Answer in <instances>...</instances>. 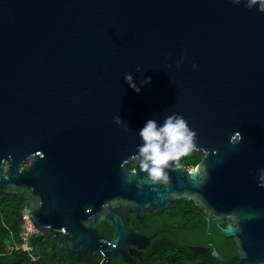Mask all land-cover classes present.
<instances>
[{"label":"water","instance_id":"95a60500","mask_svg":"<svg viewBox=\"0 0 264 264\" xmlns=\"http://www.w3.org/2000/svg\"><path fill=\"white\" fill-rule=\"evenodd\" d=\"M126 72L138 85L151 80L137 93ZM172 112L206 155L154 182L134 156L137 132ZM261 168L264 11L244 0H0V192L27 200L53 248L129 262L130 245L150 238L126 226L128 211L142 217L189 199L237 249L225 257L191 246L196 253L264 264ZM103 221L112 237L99 232Z\"/></svg>","mask_w":264,"mask_h":264},{"label":"trees","instance_id":"16d2710c","mask_svg":"<svg viewBox=\"0 0 264 264\" xmlns=\"http://www.w3.org/2000/svg\"><path fill=\"white\" fill-rule=\"evenodd\" d=\"M27 200L17 193L0 192V264H131L120 258L111 262L100 252L85 259L68 255L52 247L53 239L38 234L32 238V254L10 251V247L22 242L20 229L22 211ZM148 227L151 242L144 248L142 258L135 257L132 264H242L239 261L223 263L196 253L191 246L214 247L225 257L237 253L235 241L226 237L216 226L214 219L208 222L194 201L182 199L173 202L163 213H150ZM101 234L112 235V227L103 222L98 225Z\"/></svg>","mask_w":264,"mask_h":264},{"label":"clouds","instance_id":"9594fccd","mask_svg":"<svg viewBox=\"0 0 264 264\" xmlns=\"http://www.w3.org/2000/svg\"><path fill=\"white\" fill-rule=\"evenodd\" d=\"M231 2L239 4L241 0H231ZM244 4L248 8L255 6L258 10L264 11V0H244ZM183 60L184 55L181 53L180 58L175 61L177 68ZM192 67L195 69L197 64L193 62ZM136 71H141L139 65L136 66ZM124 79L134 91L139 93L140 85L149 83L151 77H145L139 85L134 80L132 72H126ZM113 120L128 131V125L119 114L114 115ZM137 135L140 142L136 146L134 156L139 168L154 182H168L167 169L178 166L180 157L187 155L196 147L195 130L189 126L184 116L177 112L166 115L162 121L155 118L146 119L143 126L138 129ZM241 139L239 130L229 136V141L233 145L239 143ZM258 171L259 175L264 177V168Z\"/></svg>","mask_w":264,"mask_h":264},{"label":"flooded vegetation","instance_id":"af4514ba","mask_svg":"<svg viewBox=\"0 0 264 264\" xmlns=\"http://www.w3.org/2000/svg\"><path fill=\"white\" fill-rule=\"evenodd\" d=\"M205 155L206 154H205L204 149H202L201 147H195L191 152H189L185 156H182L179 159L178 165L180 167H186L188 169H194L198 164H200L202 162ZM134 166H135L134 162H130L127 164V168H129V169H134ZM163 212L157 213V212H153V211H147L144 216L139 217L136 211L130 210V211H128V213L126 215L125 224L127 227H130L131 229H133L136 233H141V234L148 236L150 238V242H151L152 235L149 233L150 230L148 227V216L150 213L161 214ZM103 222H106V221H103ZM112 236H113V227H112V235H110L108 237H112ZM50 238H52V237H50ZM144 248L140 249V248H137L135 245L131 244L128 251L130 252V254L132 256V260L129 261V263L132 264L135 261V257L142 258Z\"/></svg>","mask_w":264,"mask_h":264},{"label":"built area","instance_id":"2783aa9c","mask_svg":"<svg viewBox=\"0 0 264 264\" xmlns=\"http://www.w3.org/2000/svg\"><path fill=\"white\" fill-rule=\"evenodd\" d=\"M38 234H40L38 228L35 227L24 208V210L22 211V223L20 229V236L22 238V242L19 245L11 246L10 251H24L30 253L31 255L34 250L32 238Z\"/></svg>","mask_w":264,"mask_h":264}]
</instances>
